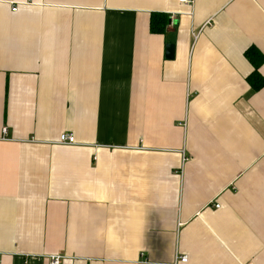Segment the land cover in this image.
Masks as SVG:
<instances>
[{"label": "crops", "instance_id": "crops-1", "mask_svg": "<svg viewBox=\"0 0 264 264\" xmlns=\"http://www.w3.org/2000/svg\"><path fill=\"white\" fill-rule=\"evenodd\" d=\"M187 1L0 0V264H264V0Z\"/></svg>", "mask_w": 264, "mask_h": 264}, {"label": "trees", "instance_id": "trees-1", "mask_svg": "<svg viewBox=\"0 0 264 264\" xmlns=\"http://www.w3.org/2000/svg\"><path fill=\"white\" fill-rule=\"evenodd\" d=\"M169 19L166 15L153 13L150 18V32L152 34H163L168 26ZM246 59L254 68L253 73L247 78V82L253 92H259L264 88V78L259 69L264 64V56L256 47H250L245 52Z\"/></svg>", "mask_w": 264, "mask_h": 264}, {"label": "built area", "instance_id": "built-area-1", "mask_svg": "<svg viewBox=\"0 0 264 264\" xmlns=\"http://www.w3.org/2000/svg\"><path fill=\"white\" fill-rule=\"evenodd\" d=\"M180 3L188 5L189 2L187 0H180ZM16 11H17V7L15 6L12 9V12H16ZM4 134H6V129H4ZM60 143L66 144V145H73V144L76 143V140H75V137H74L73 134H63L60 137ZM215 208L219 209L220 205H216ZM62 259L63 258L60 257V256H52L50 258V264H61ZM179 261L181 263H187L188 262V258L186 256H183V257L179 258Z\"/></svg>", "mask_w": 264, "mask_h": 264}, {"label": "water", "instance_id": "water-1", "mask_svg": "<svg viewBox=\"0 0 264 264\" xmlns=\"http://www.w3.org/2000/svg\"><path fill=\"white\" fill-rule=\"evenodd\" d=\"M170 53H171V56H170ZM170 53H168V55H169V58L171 57V59H172L173 51L171 50Z\"/></svg>", "mask_w": 264, "mask_h": 264}]
</instances>
